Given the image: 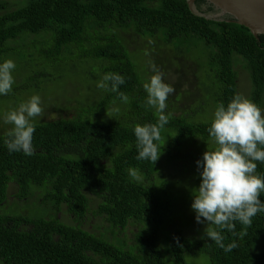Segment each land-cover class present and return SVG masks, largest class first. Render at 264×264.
Segmentation results:
<instances>
[{
	"label": "trees",
	"instance_id": "16d2710c",
	"mask_svg": "<svg viewBox=\"0 0 264 264\" xmlns=\"http://www.w3.org/2000/svg\"><path fill=\"white\" fill-rule=\"evenodd\" d=\"M194 6L205 14L215 11L206 0ZM146 36L152 39L133 57ZM172 43L179 52L191 51L189 64L167 55ZM17 58L29 70L67 67L69 74L71 66L85 64V80L116 72L125 83L117 92L98 88L77 102L68 99L65 109L79 110L72 116L36 118L32 155L10 153L4 141L11 128L0 133V205L21 206L20 215L0 212V264H193L187 256L201 254L209 264H264V212L251 225L236 221L234 231L222 230L225 245H237L225 252L206 235L221 231L218 226H196L189 203L176 199L195 193L196 161L218 147L208 129L216 107L240 94L239 61L250 81L248 98L262 107L264 34L255 37L231 15L195 14L186 0H0V60ZM168 60L175 80L165 82L175 91L165 110L168 123L160 129L162 152L155 163L138 160L133 129L155 124L159 116L146 104L143 85L154 74L148 68L160 72ZM14 79L12 91L0 97L38 92L36 83L26 82L37 80L32 72ZM256 163V173L264 174V163ZM28 202L41 214H27ZM90 213L100 225H91ZM103 222L110 235L95 232ZM128 228L134 229L131 240L115 244Z\"/></svg>",
	"mask_w": 264,
	"mask_h": 264
},
{
	"label": "clouds",
	"instance_id": "9594fccd",
	"mask_svg": "<svg viewBox=\"0 0 264 264\" xmlns=\"http://www.w3.org/2000/svg\"><path fill=\"white\" fill-rule=\"evenodd\" d=\"M218 11L215 8V12ZM197 12L207 18H214L202 11ZM152 67L155 68V65ZM15 68L12 59L0 61V96L12 91ZM124 83L123 74L109 72L97 82V87L117 92ZM143 87L147 92L146 104L155 108L159 116L155 124H137L134 127L138 148L136 158L155 163L162 152L158 144L160 129L169 119L165 114L168 97L175 89L165 82L158 70L154 71ZM120 99L126 103L128 97L121 94ZM43 112L41 96L33 94L3 116V122L12 126L4 141L10 153L34 154L35 120L42 118ZM107 115L110 116L108 112ZM208 131L218 147L212 151L207 149L202 159L196 161L200 184L189 205L196 222L207 224L201 229L213 224L221 230H209L207 237L225 252H231L237 245L234 241L225 245L222 230L234 231L236 221L245 226L251 225L252 218L264 212V200L261 199L264 194V174L256 173V162L264 163V110L251 99L236 94L226 105L220 103L216 107ZM130 175L138 178L136 171H131Z\"/></svg>",
	"mask_w": 264,
	"mask_h": 264
},
{
	"label": "rangeland",
	"instance_id": "374dc122",
	"mask_svg": "<svg viewBox=\"0 0 264 264\" xmlns=\"http://www.w3.org/2000/svg\"><path fill=\"white\" fill-rule=\"evenodd\" d=\"M193 11L197 12V8L195 6H194ZM206 15L214 17V18H221L224 16L222 14H219L218 12H215V11L206 13ZM160 38H161V36H160ZM149 39H152V37L146 36L145 40L143 42L137 44L136 49L133 53V57L143 53V51H144L143 44H147L144 42H148ZM157 42H160V41H157ZM161 43H163V42H161ZM127 47L130 51H133L134 42L128 43ZM21 53H22V50H21ZM190 54H192L191 51L186 52L185 49L180 51V52L177 51L176 48L174 47V43L170 44L168 47V50H167V55L171 56V58L174 62L182 63L184 66L190 63ZM3 60L4 59H2L0 61H3ZM13 61L16 64V68H15V70H17L16 74L18 76H20V78H22V76H27L31 72L34 75H37V80L30 79V80H26V82L27 83H36L38 85L37 86L38 92H36L33 89H26V90L21 91L19 93V95L13 94L8 98L0 97V133L4 132L5 130L12 127L11 125L5 124L3 122V116L6 115V113L8 111L18 107L21 102L26 101L33 94H39L41 96V99H42V105H43L44 112H43L42 118H40V119L51 120V119H55L58 117H66V116L74 115L75 112H77L79 110H78V108L65 109L67 100L69 99L70 103L77 102L78 99L83 98L86 94H89L92 96L93 92L98 89L97 82L99 80L92 81V80H85L82 78L81 75H83L85 73V70H86L85 64H82L80 66V69H75V67L70 65L71 66V73L69 74V70L67 67H63L60 69H54V68L48 67V66L41 68V69H36L35 67H32L31 70H29L28 68H25V66H24V64H25L24 59L17 58V59H14ZM130 61L133 64H135L134 59L130 58ZM169 64H170V60H168L167 64H165L166 66L160 65L163 69H165V68L167 69V71H165V70L163 71V69H160V72L162 71V74L164 75L163 77H164L165 81H166V79H168L172 82L175 80V75L170 71L172 69V65H169ZM143 67H147V64L143 65ZM190 67L188 70H190ZM235 68L237 69L238 78L240 79V84H239L240 90H239V92L242 96L248 98L249 97V91H250L251 87H250V81H249L248 76H247V72L243 68L240 61L236 65ZM148 70L149 71L150 70L156 71V68H153L152 66H150V68H148ZM41 72L44 73L43 77L40 76ZM16 74H14V78H15ZM67 76L68 77L72 76L73 78L70 77L71 79L70 78L62 79L63 77H67ZM63 80H67V82L64 83L65 86H61L63 84ZM59 86H61V87H59ZM61 90H63V91H61ZM178 90L182 92L181 84L179 85ZM185 97H187V96H185ZM180 101L181 102L179 105L188 106L182 100H180ZM263 101H264V99H263ZM14 104H17V105L14 106ZM57 105H60L61 109L59 107H57ZM260 108L262 110H264V103H263L262 107H260ZM114 110H115V106L111 105L107 111H108V113H111ZM8 191H9V199H12L13 191H11V188H9ZM176 199H177V202H183L184 204H188L193 199V194H192V192H188V193L183 194V195H176ZM92 205L93 204L91 203V206ZM190 206H191V204L189 205V208H190V211L192 212V209ZM27 208L29 209L27 214L40 215L42 212V209H40V207L37 204H33L32 202L27 203ZM0 212H7V213L14 214V215H20L21 214L20 202L14 204L12 206L10 204L0 205ZM177 212H180V207L177 208ZM89 217H91L90 218L91 225H95V224L100 225L101 224V220L98 216L93 217L92 214L90 213ZM193 221H194L195 225L200 227V228H203L207 225V224L197 223L195 220V216L193 217ZM87 227L88 226L86 225L85 228H87ZM94 230L97 234H109L110 235V232L107 230L104 222H103V228H101L99 230H97V228H96ZM133 231H134V229L128 228L127 230H125L120 235H117L119 238L124 236V239L118 241V239L116 238L114 243L115 244H117L118 242L128 243L133 236ZM191 232H193V231H191ZM161 238L164 240L167 239L164 235H162ZM169 239H170V237H169ZM190 260L193 262V264H209L207 257L202 255V254L199 256H194L191 259H190V256H187V261L189 263H190Z\"/></svg>",
	"mask_w": 264,
	"mask_h": 264
},
{
	"label": "water",
	"instance_id": "95a60500",
	"mask_svg": "<svg viewBox=\"0 0 264 264\" xmlns=\"http://www.w3.org/2000/svg\"><path fill=\"white\" fill-rule=\"evenodd\" d=\"M194 1L195 0H186L192 11L194 9ZM206 1L211 2V4L219 10V14L231 15L233 21L247 27L255 37L258 38L259 34H264V0ZM196 13L202 15L201 13Z\"/></svg>",
	"mask_w": 264,
	"mask_h": 264
},
{
	"label": "bare ground",
	"instance_id": "6f19581e",
	"mask_svg": "<svg viewBox=\"0 0 264 264\" xmlns=\"http://www.w3.org/2000/svg\"><path fill=\"white\" fill-rule=\"evenodd\" d=\"M208 20V19H207Z\"/></svg>",
	"mask_w": 264,
	"mask_h": 264
}]
</instances>
